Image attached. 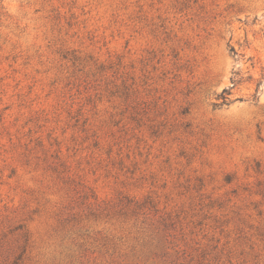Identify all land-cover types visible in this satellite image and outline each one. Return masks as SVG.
Returning <instances> with one entry per match:
<instances>
[{"label":"rangeland","instance_id":"obj_1","mask_svg":"<svg viewBox=\"0 0 264 264\" xmlns=\"http://www.w3.org/2000/svg\"><path fill=\"white\" fill-rule=\"evenodd\" d=\"M0 264H264V0H0Z\"/></svg>","mask_w":264,"mask_h":264},{"label":"trees","instance_id":"obj_2","mask_svg":"<svg viewBox=\"0 0 264 264\" xmlns=\"http://www.w3.org/2000/svg\"><path fill=\"white\" fill-rule=\"evenodd\" d=\"M258 83H259V82H258ZM257 90H258V86L256 87V91H255V93H254L255 96H256Z\"/></svg>","mask_w":264,"mask_h":264}]
</instances>
